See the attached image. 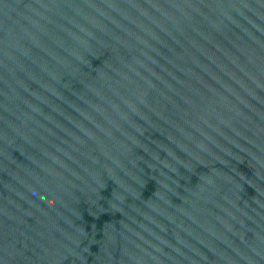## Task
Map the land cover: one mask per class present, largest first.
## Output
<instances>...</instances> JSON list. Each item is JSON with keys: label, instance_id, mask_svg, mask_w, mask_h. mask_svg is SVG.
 <instances>
[{"label": "water", "instance_id": "95a60500", "mask_svg": "<svg viewBox=\"0 0 264 264\" xmlns=\"http://www.w3.org/2000/svg\"><path fill=\"white\" fill-rule=\"evenodd\" d=\"M0 264H264V0H0Z\"/></svg>", "mask_w": 264, "mask_h": 264}]
</instances>
